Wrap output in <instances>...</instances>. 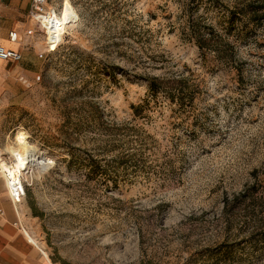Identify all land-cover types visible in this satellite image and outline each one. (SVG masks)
Returning <instances> with one entry per match:
<instances>
[{"label":"rangeland","instance_id":"rangeland-1","mask_svg":"<svg viewBox=\"0 0 264 264\" xmlns=\"http://www.w3.org/2000/svg\"><path fill=\"white\" fill-rule=\"evenodd\" d=\"M51 3L69 22L64 42L0 85V153H44L27 175L26 233L52 264H264V246L250 261L238 245L230 261L208 256L240 240L245 205L229 232L226 196L264 191V0ZM187 21L223 34L229 57L190 40ZM154 79L181 85L183 103L153 95Z\"/></svg>","mask_w":264,"mask_h":264},{"label":"trees","instance_id":"trees-1","mask_svg":"<svg viewBox=\"0 0 264 264\" xmlns=\"http://www.w3.org/2000/svg\"><path fill=\"white\" fill-rule=\"evenodd\" d=\"M263 6H254L249 8L248 12L250 14L251 20L253 22L262 21ZM229 15V25L234 22L232 10ZM204 23V24H203ZM190 22L187 21L185 29L190 40H194L202 50H210L215 52L218 56L229 57V49L223 47L224 44L232 47L230 43H226V38L213 26L207 24V22ZM228 26V31H229ZM223 45V46H221ZM183 83L185 79L181 80ZM180 86H164L162 82L158 79L150 80V91L152 94H156L159 91H165L169 99L173 101L176 100L183 103V96L185 95L184 88L180 89ZM180 89V90H179ZM178 96V97H177ZM178 98V100L176 99ZM151 100L147 98L143 104L132 105L136 115H141L146 107V105ZM69 163H75L81 167L89 169L90 174H95L99 172L107 173V168L102 165L101 161L92 157L82 158V157H71ZM123 163V162H122ZM122 163L119 162L121 165ZM118 164V165H119ZM119 165V166H120ZM259 191L263 192L261 196H258ZM237 205V206H236ZM245 205V215L243 223L240 227H243L239 230L237 234L240 239L236 242H224L216 248L214 252H211L208 256L210 258L221 256L224 261H230L235 257V252L237 249H234V245H238V248L243 252L242 255L238 256L241 261H246L255 257H260L259 252L264 246V191L262 188H258L256 184L248 187L245 192H240L235 194L231 199L227 196L224 202L225 208V218L227 224V231H232L234 217H235V207H240ZM236 243V244H235ZM262 255V254H261ZM252 262V261H251ZM144 264H152L151 261H146Z\"/></svg>","mask_w":264,"mask_h":264},{"label":"crops","instance_id":"crops-1","mask_svg":"<svg viewBox=\"0 0 264 264\" xmlns=\"http://www.w3.org/2000/svg\"><path fill=\"white\" fill-rule=\"evenodd\" d=\"M32 0H0V44L8 49L18 50L23 59L12 62L0 59V85L6 83L8 74L18 73V66L27 71L34 67V59L43 50L35 36L26 35L32 26L28 10ZM17 31L19 41L10 40L11 31ZM44 42V38H43ZM22 206L12 202L3 178L0 176V264H52L43 245L25 231L31 227L30 220L22 215ZM22 227L24 229H22Z\"/></svg>","mask_w":264,"mask_h":264},{"label":"built area","instance_id":"built-area-1","mask_svg":"<svg viewBox=\"0 0 264 264\" xmlns=\"http://www.w3.org/2000/svg\"><path fill=\"white\" fill-rule=\"evenodd\" d=\"M28 18L32 26L26 30V35L35 36L38 34L44 38V49L39 53V56L45 57L58 50L64 42L69 22L51 3V0H32ZM9 37L14 42L20 39L15 30L10 32ZM0 59L19 63L23 59V55L18 50L8 49L0 44ZM31 171L32 169L26 168L25 165L21 167L15 165L11 161L10 155L0 153V176L6 184L12 202L18 206L25 201L28 190L27 175ZM22 229L24 228L22 227Z\"/></svg>","mask_w":264,"mask_h":264},{"label":"bare ground","instance_id":"bare-ground-1","mask_svg":"<svg viewBox=\"0 0 264 264\" xmlns=\"http://www.w3.org/2000/svg\"><path fill=\"white\" fill-rule=\"evenodd\" d=\"M64 18L67 20L65 16ZM6 150L11 155V161L20 167L25 165L26 168L34 169L42 163L41 158L44 153L40 152L35 146H21L19 148L7 146Z\"/></svg>","mask_w":264,"mask_h":264}]
</instances>
